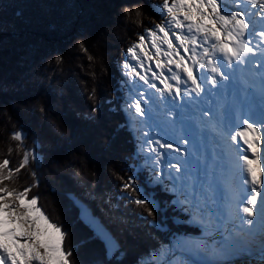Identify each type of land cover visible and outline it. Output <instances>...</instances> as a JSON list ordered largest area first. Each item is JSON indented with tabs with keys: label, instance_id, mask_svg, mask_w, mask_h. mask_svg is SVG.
Returning a JSON list of instances; mask_svg holds the SVG:
<instances>
[{
	"label": "snow or ice",
	"instance_id": "snow-or-ice-1",
	"mask_svg": "<svg viewBox=\"0 0 264 264\" xmlns=\"http://www.w3.org/2000/svg\"><path fill=\"white\" fill-rule=\"evenodd\" d=\"M148 7L162 21L137 34L120 64L113 110L126 119L109 146L125 130L134 146L112 173L118 199L157 231L167 228L171 210L173 223L190 219L207 235L193 241L173 233L136 264H264V0H161ZM124 14L139 18L138 0ZM77 46L88 53L83 40ZM63 62L62 55L48 61ZM8 85L0 78V90ZM95 96L92 89L89 99ZM39 111L46 114L45 105ZM99 111L93 104L82 119L94 122ZM29 134L24 126L14 129L15 147L0 159V264H72L78 250L67 247L69 233L31 194L40 185L37 171L27 186L15 184L22 170L44 159V142L35 136L28 145ZM97 238L107 264H123L115 236Z\"/></svg>",
	"mask_w": 264,
	"mask_h": 264
},
{
	"label": "trees",
	"instance_id": "trees-1",
	"mask_svg": "<svg viewBox=\"0 0 264 264\" xmlns=\"http://www.w3.org/2000/svg\"><path fill=\"white\" fill-rule=\"evenodd\" d=\"M160 2L138 0L142 15L137 18L124 14V7L135 5L136 0H0V21L4 24L0 29V78L9 82L0 90V159L8 154L9 146L15 147L10 133L24 126L30 133L26 143L31 145L33 138L39 136L46 148L41 154L43 161L49 160L53 168L55 160L62 157L77 162L88 184L78 178V173L63 175L57 168L50 170L55 174L50 177L42 164L22 170L15 183L30 184V172L38 169L40 185L31 194L39 195V206L45 213L62 223L65 219L60 209L85 205L119 241L126 253L123 264H136L144 252L162 239L152 228H140L142 223L135 215L113 210L117 185L112 173L124 167L122 157L132 152V134L121 131L109 146V137L125 117L123 112L113 110L120 98V64L137 34L150 28L151 22L162 21L148 7L149 3ZM81 40L88 45V53L79 50L77 44ZM89 54L94 58L91 61ZM56 55L64 56L63 64L48 63ZM92 89L96 96L89 99ZM109 101L115 102L110 105ZM42 104L46 114L39 111ZM93 104L100 111L90 123L82 115L89 113ZM57 150L61 153H55ZM11 160L13 165L18 163L16 152L11 154ZM107 174L112 178L105 179ZM94 175L100 176L96 185L89 183ZM57 194L62 200L55 199V205L42 201V195L49 199ZM71 215L77 221V215ZM160 216L156 213L155 218ZM79 226L83 230L77 240L83 239V244L78 247L72 240L71 245L100 264H107L104 245L94 237L95 229L88 222ZM71 260L72 264H79L72 257ZM86 262L92 264L90 260Z\"/></svg>",
	"mask_w": 264,
	"mask_h": 264
},
{
	"label": "rangeland",
	"instance_id": "rangeland-1",
	"mask_svg": "<svg viewBox=\"0 0 264 264\" xmlns=\"http://www.w3.org/2000/svg\"><path fill=\"white\" fill-rule=\"evenodd\" d=\"M49 76H50V74L48 75V77ZM79 79L81 80L80 77H79ZM57 130H59V128ZM55 153H61V151L57 150V151H55ZM46 162H48V163H46ZM62 162H63V164H62ZM52 165H53V163H49V160H46V161H43L42 162V168H43V170L50 177H55V174L53 172H50V170H55L57 168V169H60L63 172V175H65L67 173H70V172H73V173L76 172V173H78L79 174L78 175V178L80 180H83L85 182V184H88V182H86L88 179L85 178L84 171L82 169H79L80 168V165L77 162H72L71 160L67 161L66 159H63V157H62L59 160H55V166H56V168H53ZM49 166H51V169H50ZM35 171H38V169L35 170ZM42 176H43V171H42ZM98 177H100V176H97L96 177V175H94L92 177V180L89 181V183L92 184V185H96L97 184ZM103 177L105 179H111L112 178L110 174H107V175H105ZM15 184H16V186L23 188V186H21V183L20 182H17ZM38 191H41V189L39 188ZM55 199L62 200L61 194H57L55 197L53 196V197H51L49 199H47L44 195H42V201L47 202L48 205H50V204H54L55 205V201H54ZM60 211H61V215L62 216H65L66 215V213L63 210L60 209ZM85 214L87 216V220L97 229L98 234L103 235L104 232H105L104 228L103 227H100L98 225V223H97L96 220H93L92 218H90L87 212H85ZM49 217L50 218H53L51 214H49ZM63 223H64L63 224L64 225V229L69 228L71 226V224H72V222L69 219L66 220V221H64ZM73 224L75 226H78L77 225L78 223H76V222H73ZM188 238L191 239V240H193V241H200V240H202V238H194V237H188ZM72 258H73V260L75 262H76V260H78V262H76V263H79L81 260H83L85 262H86V260H90L92 264H100L98 261H95L91 256H89L86 252H83V251L82 252H78V254H77V252H74Z\"/></svg>",
	"mask_w": 264,
	"mask_h": 264
}]
</instances>
